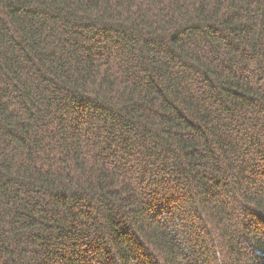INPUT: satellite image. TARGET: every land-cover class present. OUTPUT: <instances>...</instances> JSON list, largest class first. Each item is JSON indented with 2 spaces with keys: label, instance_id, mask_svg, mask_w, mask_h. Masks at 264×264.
Instances as JSON below:
<instances>
[{
  "label": "trees",
  "instance_id": "16d2710c",
  "mask_svg": "<svg viewBox=\"0 0 264 264\" xmlns=\"http://www.w3.org/2000/svg\"><path fill=\"white\" fill-rule=\"evenodd\" d=\"M0 264H264V0H0Z\"/></svg>",
  "mask_w": 264,
  "mask_h": 264
}]
</instances>
